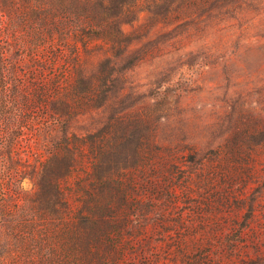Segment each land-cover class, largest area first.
Listing matches in <instances>:
<instances>
[{
    "label": "trees",
    "instance_id": "trees-1",
    "mask_svg": "<svg viewBox=\"0 0 264 264\" xmlns=\"http://www.w3.org/2000/svg\"><path fill=\"white\" fill-rule=\"evenodd\" d=\"M140 11L136 0H0V264L159 263V252L125 246L163 212L133 173L151 166L156 138L129 115L136 101L125 74L141 60L129 47L141 37L123 27ZM32 143L46 155L37 169L23 157ZM83 163L90 172L73 209L61 182ZM190 256L175 253L184 264ZM243 264H264V254Z\"/></svg>",
    "mask_w": 264,
    "mask_h": 264
},
{
    "label": "rangeland",
    "instance_id": "rangeland-1",
    "mask_svg": "<svg viewBox=\"0 0 264 264\" xmlns=\"http://www.w3.org/2000/svg\"><path fill=\"white\" fill-rule=\"evenodd\" d=\"M136 1L137 20L123 27L141 37L129 47L141 59L125 74L136 101L129 115L148 122L156 138L146 148L151 166L133 173L146 202L163 212L151 213L146 234L125 246L159 252L156 264H184L175 257L181 248L188 264H243L264 254V0L198 8ZM31 146L23 157L37 169L46 155ZM188 167L199 168L187 178ZM89 172L83 163L61 182L73 209ZM170 187L175 206L166 202Z\"/></svg>",
    "mask_w": 264,
    "mask_h": 264
}]
</instances>
